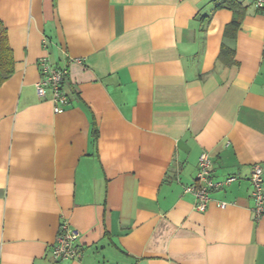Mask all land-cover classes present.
Returning a JSON list of instances; mask_svg holds the SVG:
<instances>
[{"label":"crops","instance_id":"obj_1","mask_svg":"<svg viewBox=\"0 0 264 264\" xmlns=\"http://www.w3.org/2000/svg\"><path fill=\"white\" fill-rule=\"evenodd\" d=\"M216 1L0 0L16 61L0 88V264H264L250 183L264 171V15L238 0L232 42ZM224 43L237 65L218 62ZM45 56L69 70L61 113L36 92ZM204 152L216 182L235 180L200 212L186 188ZM63 223L80 261L53 255Z\"/></svg>","mask_w":264,"mask_h":264},{"label":"built area","instance_id":"obj_2","mask_svg":"<svg viewBox=\"0 0 264 264\" xmlns=\"http://www.w3.org/2000/svg\"><path fill=\"white\" fill-rule=\"evenodd\" d=\"M256 9L264 15V0H255ZM46 41L44 47L47 48ZM41 74L40 81L36 84V92L40 97H46L47 91L52 93L54 111L63 112L69 105V96L64 90V84L69 74L68 68H58L53 65L50 58L45 56L38 61ZM264 171L256 165L250 177L252 186L251 199L253 201L252 212L254 218L259 219L264 216ZM231 177L224 182L218 183L214 180L212 171V159L207 152H204L199 159L198 173L195 186L186 188L187 192L195 196V208L204 212L211 202V193L224 184L233 182ZM227 203H220L221 208H226ZM80 233L68 223L60 226V231L53 247V255L57 260L80 261L83 258V250L79 246Z\"/></svg>","mask_w":264,"mask_h":264},{"label":"trees","instance_id":"obj_3","mask_svg":"<svg viewBox=\"0 0 264 264\" xmlns=\"http://www.w3.org/2000/svg\"><path fill=\"white\" fill-rule=\"evenodd\" d=\"M215 5L217 9L227 8L233 11V19L226 26L224 36L229 41H235L244 19L246 8L238 0H217ZM218 62L227 67L237 65L235 49L224 43L220 50ZM15 64L16 61L9 42L8 30L0 20V88L14 75Z\"/></svg>","mask_w":264,"mask_h":264}]
</instances>
